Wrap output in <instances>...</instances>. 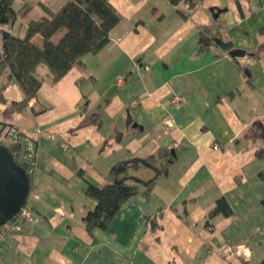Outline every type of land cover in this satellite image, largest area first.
<instances>
[{
  "label": "crops",
  "instance_id": "crops-1",
  "mask_svg": "<svg viewBox=\"0 0 264 264\" xmlns=\"http://www.w3.org/2000/svg\"><path fill=\"white\" fill-rule=\"evenodd\" d=\"M67 1L15 3L28 13L0 26V47L3 31L24 36L44 6L57 11ZM109 1L122 15L109 44L57 83L39 67L40 103L11 111L24 93L9 72L0 79V131L14 126L38 150L27 200L37 220L2 240L0 264H260L264 0ZM203 26L243 54L215 45L199 53ZM39 104L46 108L38 112ZM93 114L101 124L81 126ZM116 165V180L156 179L155 187L90 233L83 217L96 201L85 187L108 184ZM221 197L233 214L211 217ZM225 244L234 248L228 258Z\"/></svg>",
  "mask_w": 264,
  "mask_h": 264
},
{
  "label": "trees",
  "instance_id": "trees-1",
  "mask_svg": "<svg viewBox=\"0 0 264 264\" xmlns=\"http://www.w3.org/2000/svg\"><path fill=\"white\" fill-rule=\"evenodd\" d=\"M171 5H177L181 0H167ZM194 5L195 0H186ZM29 8H15L14 0H0V26L12 28L18 17H25ZM46 15L29 21L24 36L3 31L0 47V79L9 72L24 93V99L13 101L11 111L25 109L30 101H39L40 89L44 79L38 75V69L45 66L53 83L59 82L74 67L84 65L87 55L99 54L110 42V35L114 28L122 21V15L109 0H69L59 10L52 11L44 6ZM63 32L55 42L53 37ZM36 36L42 38V45L33 41ZM199 53H204L211 46H217L226 52H236L230 41L222 38L220 30L203 26L198 41ZM7 102L4 88H0V103ZM38 112L46 108L41 105ZM102 122L100 114L84 117L81 126L99 125ZM4 130L0 131L3 135ZM0 143L3 141L0 138ZM13 154H17L20 147L9 146ZM151 162V160H149ZM25 167V166H24ZM119 165L112 168L107 178L108 184L99 187L88 183L85 193L96 201V206L83 217L88 232L96 229L107 230L112 221L120 213L124 205L141 190L148 197L153 191L156 179L143 182L136 179L116 180ZM166 172V167L160 173ZM264 206V200L262 201ZM233 214L228 201L221 197L216 201L211 217ZM264 264V258L260 262Z\"/></svg>",
  "mask_w": 264,
  "mask_h": 264
},
{
  "label": "built area",
  "instance_id": "built-area-1",
  "mask_svg": "<svg viewBox=\"0 0 264 264\" xmlns=\"http://www.w3.org/2000/svg\"><path fill=\"white\" fill-rule=\"evenodd\" d=\"M37 2L39 4H46L48 0H14L15 3L18 4H26L28 2ZM149 69V68H147ZM124 82L123 77L117 78V83L122 84ZM179 99L175 98V101L177 102ZM138 104V101H134L132 103V106H136ZM169 126H171L170 122H167ZM37 134H40V130H36ZM4 136L6 138L10 139V146L17 145L20 147V150L17 152V154H14L16 157L17 162L21 166H25L28 175L32 177V175L35 172L36 167V161L38 158V150L36 147V144L34 142V139L24 133H21L16 129L14 126H9L7 130L4 133ZM177 147L171 146L170 149ZM214 149H218V146H214ZM37 219L34 217L32 209L27 205V203L23 206V208L20 210V212L8 223L0 227V258L2 254V247L1 242L2 240L11 234L21 232L23 230V223L24 222H30L34 223ZM220 252L223 254L224 257L228 258L232 253L234 252V248L225 244L221 247ZM235 253L238 254V249H235Z\"/></svg>",
  "mask_w": 264,
  "mask_h": 264
},
{
  "label": "water",
  "instance_id": "water-1",
  "mask_svg": "<svg viewBox=\"0 0 264 264\" xmlns=\"http://www.w3.org/2000/svg\"><path fill=\"white\" fill-rule=\"evenodd\" d=\"M243 52L236 51V56ZM32 189L31 177L9 146L0 143V227L11 221L27 203Z\"/></svg>",
  "mask_w": 264,
  "mask_h": 264
},
{
  "label": "rangeland",
  "instance_id": "rangeland-1",
  "mask_svg": "<svg viewBox=\"0 0 264 264\" xmlns=\"http://www.w3.org/2000/svg\"><path fill=\"white\" fill-rule=\"evenodd\" d=\"M62 34H63V32H60V33H58L57 35H55L54 37H53V41H55V42H57L59 39H60V37L62 36ZM37 44L38 45H42L41 44V42H37ZM8 128V127H7ZM7 128H5L4 129V131H3V133H5V131L7 130ZM0 138H1V140L3 141V144H5V145H7V146H10V139L9 138H6L5 136H4V134L3 135H0Z\"/></svg>",
  "mask_w": 264,
  "mask_h": 264
}]
</instances>
